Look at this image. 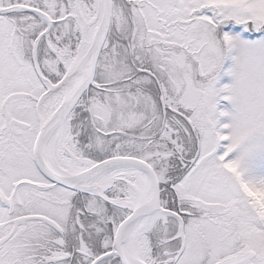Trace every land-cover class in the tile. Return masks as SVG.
Listing matches in <instances>:
<instances>
[{"label": "snow or ice", "instance_id": "6c2138e0", "mask_svg": "<svg viewBox=\"0 0 264 264\" xmlns=\"http://www.w3.org/2000/svg\"><path fill=\"white\" fill-rule=\"evenodd\" d=\"M0 264H264V0H0Z\"/></svg>", "mask_w": 264, "mask_h": 264}]
</instances>
